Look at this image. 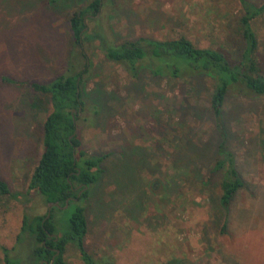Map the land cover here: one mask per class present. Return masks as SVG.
<instances>
[{"label": "rangeland", "instance_id": "obj_1", "mask_svg": "<svg viewBox=\"0 0 264 264\" xmlns=\"http://www.w3.org/2000/svg\"><path fill=\"white\" fill-rule=\"evenodd\" d=\"M50 1L0 0V180L11 193L28 188L50 112L46 101L25 104L38 98L27 84L66 72L73 49L68 19L90 0ZM241 15L239 0H103L97 20L118 44L184 37L234 64L243 48ZM252 27L264 74V16ZM82 51L77 68L86 64L85 90H99L104 100L100 106L87 100L100 112L81 113L77 130L88 153L108 154L86 210L89 253L113 264H264V99L229 94L219 131L209 78L189 85L154 77L146 66L132 79L105 59L97 42ZM220 144L234 155L248 185L235 196L227 219L218 204L221 173L202 186ZM177 166L182 176L174 175ZM45 212L34 194L17 201L0 197V248L14 246L24 215ZM64 260L83 264L72 245Z\"/></svg>", "mask_w": 264, "mask_h": 264}, {"label": "trees", "instance_id": "obj_2", "mask_svg": "<svg viewBox=\"0 0 264 264\" xmlns=\"http://www.w3.org/2000/svg\"><path fill=\"white\" fill-rule=\"evenodd\" d=\"M239 2L242 15L238 21V31L243 48L234 64L219 50L199 48L184 37L168 40L138 38L115 43L98 25L103 0H90L70 15L68 23L73 49L66 72L45 83L27 84L38 95L36 101L25 103L28 107H36V103L38 105L42 101L50 106L42 125L43 151L28 188L25 193H11L8 185L0 180V197L7 196L17 201L34 194L41 199L46 212L43 215L23 216L14 246L10 249L0 248L4 264H67L64 260L67 245L75 248L83 264H113L109 260L95 259L85 242L88 202L93 188L105 172L103 163L108 154L99 156L88 153L76 126L79 115L87 109L92 114H98L100 110L96 105L100 106L104 100L99 90L86 92L83 77L87 72L86 64L82 70L77 68L84 57V44L97 42L105 59L121 65L132 79H137L140 70L146 66H151L150 74L154 77L183 80L189 85L209 78L212 81L210 109L216 128L221 131L224 105L229 94L264 99V74L257 59L258 40L252 27L256 18L264 16V2L260 5L247 0ZM86 20L94 22L98 28L88 30ZM87 100L97 104L88 107ZM217 153L202 186L209 187L211 178L221 173L218 204L227 219L235 196L247 189L248 185L237 168L234 155L223 144L218 146ZM174 175L182 176L180 166L176 167ZM66 201L68 207L62 209ZM54 204L61 208L54 207ZM49 208L50 214L47 216ZM66 210H72V213L64 215ZM225 227L226 223L222 229ZM20 248L23 252L19 251Z\"/></svg>", "mask_w": 264, "mask_h": 264}, {"label": "water", "instance_id": "obj_3", "mask_svg": "<svg viewBox=\"0 0 264 264\" xmlns=\"http://www.w3.org/2000/svg\"><path fill=\"white\" fill-rule=\"evenodd\" d=\"M74 112V111H73ZM86 188H84V190H85ZM54 207H57V208H61V207H59L57 204H54L53 205ZM67 207H68V201H66V204H65V206L62 208V209H67ZM50 209L51 208H49V211H48V215L47 216H49V214H50ZM59 252L57 251L56 252V254H58ZM53 262V259H52V261H51V263ZM41 264H44L43 262L41 263Z\"/></svg>", "mask_w": 264, "mask_h": 264}]
</instances>
